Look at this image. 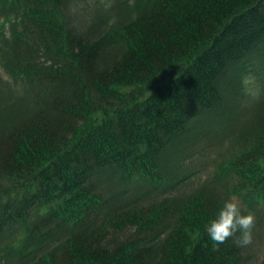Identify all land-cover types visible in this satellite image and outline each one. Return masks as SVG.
<instances>
[{"label":"trees","instance_id":"trees-1","mask_svg":"<svg viewBox=\"0 0 264 264\" xmlns=\"http://www.w3.org/2000/svg\"><path fill=\"white\" fill-rule=\"evenodd\" d=\"M0 71V264H254L264 0H0Z\"/></svg>","mask_w":264,"mask_h":264},{"label":"clouds","instance_id":"clouds-1","mask_svg":"<svg viewBox=\"0 0 264 264\" xmlns=\"http://www.w3.org/2000/svg\"><path fill=\"white\" fill-rule=\"evenodd\" d=\"M241 104L248 106L264 102V82L255 75L246 74L242 80ZM255 217L251 212L243 213L240 204L235 199L224 201L214 219L206 225V231L215 242L222 243L229 237L240 234L239 243L247 245L251 241V229Z\"/></svg>","mask_w":264,"mask_h":264},{"label":"rangeland","instance_id":"rangeland-1","mask_svg":"<svg viewBox=\"0 0 264 264\" xmlns=\"http://www.w3.org/2000/svg\"><path fill=\"white\" fill-rule=\"evenodd\" d=\"M100 1H106V0H100ZM83 18V16H82ZM0 75H3L2 71H0ZM231 143L234 140L233 137L231 139L227 138L225 141H223V145H221L218 149L214 148L213 153L209 157V162L212 159L217 160V158L220 156V154L224 153L222 156L223 159H228L229 158V151L227 149H230L229 143ZM234 152H238V147L236 148L234 146L233 150ZM207 158V157H206ZM208 160V159H207ZM196 182V179H194ZM251 248L253 250V253H255V262L254 264H263L264 259L262 260V256H264V226L263 228H257L256 231H253L251 233Z\"/></svg>","mask_w":264,"mask_h":264}]
</instances>
